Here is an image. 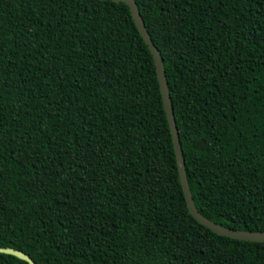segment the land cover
<instances>
[{
  "label": "trees",
  "instance_id": "obj_1",
  "mask_svg": "<svg viewBox=\"0 0 264 264\" xmlns=\"http://www.w3.org/2000/svg\"><path fill=\"white\" fill-rule=\"evenodd\" d=\"M136 1L197 208L264 231V0ZM0 247L37 264H264V242L190 212L127 3L0 0Z\"/></svg>",
  "mask_w": 264,
  "mask_h": 264
},
{
  "label": "water",
  "instance_id": "obj_2",
  "mask_svg": "<svg viewBox=\"0 0 264 264\" xmlns=\"http://www.w3.org/2000/svg\"><path fill=\"white\" fill-rule=\"evenodd\" d=\"M115 2H125L129 5L135 23L140 30L144 40L148 44L154 61L156 65V70L158 73V79L160 82L162 97L164 101V106L167 112L168 120L170 123L172 137L174 141V147L178 162L180 180L182 183L183 191L186 197V201L192 215L202 224L209 227L218 234L228 236L231 238L250 240L256 242H264V231L260 230H246L239 228H232L222 224H219L208 217L204 216L196 206L192 190L189 184L187 170H186V160L184 157V152L181 144L179 128L177 125V120L174 111V105L171 97L170 87L168 83V78L166 75V69L162 54L156 44L153 42L152 37L146 27L143 16L141 15L140 9L138 7L136 0H112ZM0 253L11 254L22 260L27 261L29 264H37L32 256L24 252L23 250L13 248V247H0Z\"/></svg>",
  "mask_w": 264,
  "mask_h": 264
}]
</instances>
